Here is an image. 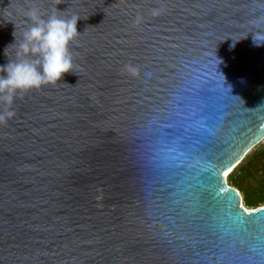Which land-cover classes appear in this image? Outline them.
I'll return each mask as SVG.
<instances>
[{"label": "water", "instance_id": "water-1", "mask_svg": "<svg viewBox=\"0 0 264 264\" xmlns=\"http://www.w3.org/2000/svg\"><path fill=\"white\" fill-rule=\"evenodd\" d=\"M33 9L81 19L72 71L0 102V264H264L224 175L264 140V0H0V66Z\"/></svg>", "mask_w": 264, "mask_h": 264}, {"label": "clouds", "instance_id": "clouds-1", "mask_svg": "<svg viewBox=\"0 0 264 264\" xmlns=\"http://www.w3.org/2000/svg\"><path fill=\"white\" fill-rule=\"evenodd\" d=\"M28 15L32 22L23 32L17 48V58H9L6 65L0 66V72L3 73L0 75V102L9 108L18 95L33 89L39 90L44 85H55L73 68L69 44L79 34L77 21L81 18H61L52 14L44 19L35 9ZM13 36L15 44V31ZM253 42L256 46L264 45V41L258 43L255 37ZM129 71L135 74L134 69ZM12 115V111L0 114V124L6 123Z\"/></svg>", "mask_w": 264, "mask_h": 264}, {"label": "rangeland", "instance_id": "rangeland-1", "mask_svg": "<svg viewBox=\"0 0 264 264\" xmlns=\"http://www.w3.org/2000/svg\"><path fill=\"white\" fill-rule=\"evenodd\" d=\"M264 147V140L257 144L254 148H252L244 159L229 173L227 177L228 184H232L234 180H237L239 183L246 187L245 193L242 190H239L243 196L242 200L244 205H247V201H257L256 205L252 207H256L259 205L264 204V171L263 167L260 166L255 171H252L247 176H242L236 173V169L239 166H245L251 156L254 154L255 151L261 150ZM233 175V176H232ZM245 196L247 199H255V200H245Z\"/></svg>", "mask_w": 264, "mask_h": 264}, {"label": "trees", "instance_id": "trees-1", "mask_svg": "<svg viewBox=\"0 0 264 264\" xmlns=\"http://www.w3.org/2000/svg\"><path fill=\"white\" fill-rule=\"evenodd\" d=\"M260 166H262L263 171H264V147L261 150H257L254 152V154L251 156L249 159L248 163L245 166H239L236 169V173L239 175L247 176L249 173L252 171H255L258 169ZM233 176V175H232ZM234 187H236L239 190H242L245 193V190H247L246 187H243L241 183H239L237 180H234L232 184H230ZM245 200H255V199H247L245 196ZM257 201H247V207H252L256 205Z\"/></svg>", "mask_w": 264, "mask_h": 264}, {"label": "snow or ice", "instance_id": "snow-or-ice-1", "mask_svg": "<svg viewBox=\"0 0 264 264\" xmlns=\"http://www.w3.org/2000/svg\"><path fill=\"white\" fill-rule=\"evenodd\" d=\"M223 191H225V189L221 188V192H223ZM241 208L243 209V211H244L245 214H249V215L251 214V212H255V211H259L260 210V209H253L250 212L248 209H244L243 208V205H241Z\"/></svg>", "mask_w": 264, "mask_h": 264}, {"label": "bare ground", "instance_id": "bare-ground-1", "mask_svg": "<svg viewBox=\"0 0 264 264\" xmlns=\"http://www.w3.org/2000/svg\"><path fill=\"white\" fill-rule=\"evenodd\" d=\"M230 172H231L230 170L224 172V175H225L226 179H227V177H228ZM239 193H240V196L243 198V196H242L240 191H239ZM241 201H242V204L244 205L243 200H241Z\"/></svg>", "mask_w": 264, "mask_h": 264}]
</instances>
